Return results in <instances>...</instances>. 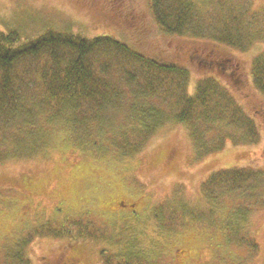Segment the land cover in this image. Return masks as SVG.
I'll list each match as a JSON object with an SVG mask.
<instances>
[{
    "label": "rangeland",
    "instance_id": "374dc122",
    "mask_svg": "<svg viewBox=\"0 0 264 264\" xmlns=\"http://www.w3.org/2000/svg\"><path fill=\"white\" fill-rule=\"evenodd\" d=\"M120 1L123 14L132 10L143 20L127 25L108 0H0V32L121 37L161 61L179 60L190 72L189 94L198 83L215 80L253 125L245 126L240 114L233 122L213 102L208 116L180 122L174 115L181 108L169 99L160 105L163 121L140 148L125 153L115 142L127 146L122 135L136 139L142 123L126 116L140 102L131 91L106 111L110 131L81 137L45 108L38 83L25 96V114L37 133L26 137L21 122L0 121V262L24 241L30 264L63 253L78 264H264V94L252 83L264 36H253L244 50L209 43L219 60L237 67L235 84L179 57L192 50L191 42L205 39L186 37L179 50L174 44L183 38L155 25L149 0ZM244 4L260 13L264 25V0Z\"/></svg>",
    "mask_w": 264,
    "mask_h": 264
},
{
    "label": "trees",
    "instance_id": "16d2710c",
    "mask_svg": "<svg viewBox=\"0 0 264 264\" xmlns=\"http://www.w3.org/2000/svg\"><path fill=\"white\" fill-rule=\"evenodd\" d=\"M117 1L108 0L109 9L123 16L127 25H137L138 20H143L132 10L123 14L120 11L122 2ZM228 1L234 9L227 5ZM245 1L208 0L202 4L196 0H149L148 10L150 19L163 33L178 36L183 41L186 37L201 39L199 42L205 39V43L199 45L191 42L187 47L192 50L186 49L189 52L187 56L180 52L179 57L203 70L220 72L236 84L237 76L230 71L237 72V67H229L223 57L220 61V57L216 56L218 50H214L216 48L209 43H222L244 50L254 38L264 36L260 13L244 4ZM110 16L116 18V14ZM183 41L174 45L182 50L188 40ZM178 61H161L140 52L121 37L112 35L99 34L88 38L73 31L48 29L36 38H28L23 37L17 29L2 31L0 121L6 124L14 121L15 125L21 122L27 127L24 129L26 137L36 134L40 128H35L34 122L25 114L29 110L25 96L39 83L45 92V108L53 109L54 116L64 118L63 124L81 137L110 131L111 122L106 120V111L119 107L121 95L131 91L132 99L140 102H136L126 116L142 123L135 130L138 134L136 139L122 135L127 146L115 142L125 149V153L140 148L147 134H151L163 121L167 115L160 105L169 99L171 103H177L176 108H181L174 115L180 122L190 123L191 117L196 115L208 116L206 106L211 102L214 107L221 108L222 113L229 111L228 118L238 122L241 111L226 89L215 80H204L196 85L193 94L188 93L186 85L190 72ZM222 65L227 69L224 70L225 66ZM252 69V83L264 94V52L254 60ZM36 77H39L38 81ZM157 99L164 101L158 104ZM150 100H153L152 105L148 103ZM240 120L245 126L253 125L250 114L241 115ZM26 245L22 241L17 243L15 249L10 248L6 259L0 264H30L24 253Z\"/></svg>",
    "mask_w": 264,
    "mask_h": 264
},
{
    "label": "flooded vegetation",
    "instance_id": "af4514ba",
    "mask_svg": "<svg viewBox=\"0 0 264 264\" xmlns=\"http://www.w3.org/2000/svg\"><path fill=\"white\" fill-rule=\"evenodd\" d=\"M192 59V58H191ZM215 61V60H214ZM217 61V60H216ZM221 61V60H220ZM221 64V63H220ZM226 65V64H225ZM225 65H222L223 67L225 66ZM225 69H227V66H225V68H224V70ZM232 74H234V73H237V72H235V71H230ZM230 73V74H231ZM45 263L46 264H78L76 261H75V259H74V257H72V256H70V254H68V256L65 254V253H63L59 258H57L56 260H54V261H51V262H46L45 261Z\"/></svg>",
    "mask_w": 264,
    "mask_h": 264
}]
</instances>
